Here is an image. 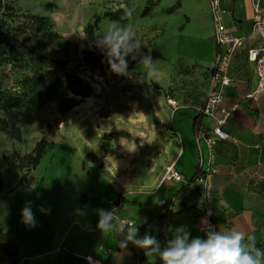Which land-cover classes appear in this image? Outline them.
<instances>
[{"label": "rangeland", "instance_id": "obj_1", "mask_svg": "<svg viewBox=\"0 0 264 264\" xmlns=\"http://www.w3.org/2000/svg\"><path fill=\"white\" fill-rule=\"evenodd\" d=\"M146 1L2 0L0 43L8 39L11 47L6 46V60L0 63L1 90L27 98L45 87L41 75L64 61L65 69L89 81L93 92L89 98L76 96L79 103L67 112L59 111L55 100L17 110L21 141L0 128V198L8 196L4 173L18 170L21 179L14 188L26 184L41 138L46 139L44 154L49 156L47 168L54 183L70 167L72 178L95 185L96 192L106 191L108 198L118 194L122 204L139 182L145 183L155 154L197 135L195 117L211 86L214 55L209 29L195 28L205 24L203 0H157L152 13L142 16ZM172 6L174 10L167 12ZM119 8L131 9V17L124 22L102 17L95 44L113 21L131 24L152 66L129 58L127 75H105L83 60L85 27L94 22L95 14ZM64 25L68 30L61 29ZM94 52L108 64L103 50L94 45ZM141 145L150 153L141 155ZM124 160L129 164H117ZM42 180L39 188H44Z\"/></svg>", "mask_w": 264, "mask_h": 264}, {"label": "crops", "instance_id": "obj_2", "mask_svg": "<svg viewBox=\"0 0 264 264\" xmlns=\"http://www.w3.org/2000/svg\"><path fill=\"white\" fill-rule=\"evenodd\" d=\"M257 1L264 15V0H220L225 26L231 33L245 36V44L235 50L231 61V83L222 87L224 105L232 109L224 124L228 138L208 147L205 140L196 145L195 136L169 146L164 154H155L145 183L139 182L138 189L115 209L117 216L138 222L139 236L149 233L161 247L181 225L188 227L192 237L204 238L202 220L217 223V230L243 231L246 242L250 238L264 247V90L254 98L247 97L257 83L254 63L248 59V49L261 42L252 31ZM201 5L205 24L195 28L209 29L215 54L210 0ZM214 125L212 117L204 116L202 127ZM48 158L43 153L38 165L28 172L24 186L14 188L21 179L20 171L3 174L8 196L0 198V226L18 245L17 264H91L87 256L99 264H161L159 257L130 243L121 248L122 236L103 234L97 228V210H110L109 200L118 194L108 198L106 191L96 192L95 185L72 178L70 167L59 173L54 183ZM171 163L184 178L162 182ZM117 164L125 166L129 161ZM212 168L215 171L211 172ZM41 179L44 188L38 187ZM157 198L160 203H154ZM29 201L37 220L34 228L22 223L21 212ZM40 208L50 211L41 212ZM209 210L213 215H208ZM62 244L64 249H60Z\"/></svg>", "mask_w": 264, "mask_h": 264}, {"label": "clouds", "instance_id": "obj_3", "mask_svg": "<svg viewBox=\"0 0 264 264\" xmlns=\"http://www.w3.org/2000/svg\"><path fill=\"white\" fill-rule=\"evenodd\" d=\"M125 15L131 17L132 10L125 8ZM105 52L109 68L117 75L128 74V59L137 60L146 67L152 66L149 54L141 53L143 42L137 37L131 24L121 25L113 21L107 30L97 38L95 44ZM154 203H160L159 199ZM39 211H50L40 208ZM97 228L103 234L122 236L119 246L128 244L140 248L145 254L159 257L161 264H264V250L256 247V242L247 239L243 231L235 228L221 231L214 228L207 220H202L204 238L192 237L186 225L174 229L172 237L161 247V242L153 235L145 233L139 236L137 221L117 223L115 211L98 209ZM22 223L34 228L36 216L31 202H26L21 212Z\"/></svg>", "mask_w": 264, "mask_h": 264}, {"label": "trees", "instance_id": "obj_4", "mask_svg": "<svg viewBox=\"0 0 264 264\" xmlns=\"http://www.w3.org/2000/svg\"><path fill=\"white\" fill-rule=\"evenodd\" d=\"M157 0H147L146 4L141 11V15H149L155 5H157ZM2 0H0V7H2ZM10 8V6H8ZM174 6L169 7L167 12H172ZM102 17H109L111 19L124 22L129 17L125 15V8H119L116 11H105L102 15L95 14L94 22L88 23L85 27L84 35V47H83V60L92 68H100L102 73L105 75H110L111 70L109 64H103L100 59L95 55L94 45L95 30L98 22ZM6 46L11 47L9 40H5L4 45L0 43V63L6 60L4 53H6ZM64 61L57 62L51 69L45 71L41 76L45 78L46 85L43 89H38L32 95L26 97L20 95H12L7 93L0 88V106L4 111V116H0V128L5 130L11 137L22 140V130L17 124L19 113L17 110L26 106H39L50 100H55L59 111L67 112L73 107H75L79 100L76 96L88 97L93 92V87L89 81L85 80L80 74L73 70H66L64 67ZM37 78V77H35ZM41 79V77H38ZM37 78V80H38ZM35 79H29L33 81ZM62 88L70 91L72 94L66 93ZM204 118V113L201 112L195 117L196 130L199 131L202 128V120ZM46 139L41 138L36 143L35 155L31 157L32 167H36L39 163L45 151ZM25 175L22 177L24 178ZM1 187V180H0ZM256 247L264 250L259 244ZM0 264H17L19 260V250L16 242L8 239L7 235L0 228Z\"/></svg>", "mask_w": 264, "mask_h": 264}, {"label": "built area", "instance_id": "obj_5", "mask_svg": "<svg viewBox=\"0 0 264 264\" xmlns=\"http://www.w3.org/2000/svg\"><path fill=\"white\" fill-rule=\"evenodd\" d=\"M210 5L214 27V38L217 48L212 66L211 86L201 111L204 113V116L212 117L215 120V125L211 129L202 127L198 131L194 140L196 145L199 144L200 140H205L208 147L214 146L218 139H226L229 136L224 130V124L232 113V109L224 105L222 87L231 83L232 78L230 77L229 70L234 52L237 48L245 44L244 35L233 34L225 26L224 9L221 6L220 0H210ZM252 31L261 39L259 45L248 49V59L254 63L257 83L254 89L247 94V97L254 98L258 93L264 90V15L262 14L260 3L258 1L254 3ZM199 164H202L201 157ZM212 171H215V168H212L211 172ZM183 178V173L175 167V163H171L166 167L161 177V181H179ZM109 203L110 210L114 209V211L116 207L121 204L118 197L111 198ZM208 215H213V212L209 210ZM115 216L117 223L133 222V220L119 217L116 214ZM210 224L214 228H218L217 223L210 222ZM64 248L65 245L62 244L60 249ZM86 258L91 264H99V261L92 256H87Z\"/></svg>", "mask_w": 264, "mask_h": 264}, {"label": "water", "instance_id": "obj_6", "mask_svg": "<svg viewBox=\"0 0 264 264\" xmlns=\"http://www.w3.org/2000/svg\"><path fill=\"white\" fill-rule=\"evenodd\" d=\"M61 29L63 30H68L67 25H64ZM150 150L145 148L143 145L140 146V154L141 155H145V154H149Z\"/></svg>", "mask_w": 264, "mask_h": 264}, {"label": "bare ground", "instance_id": "obj_7", "mask_svg": "<svg viewBox=\"0 0 264 264\" xmlns=\"http://www.w3.org/2000/svg\"><path fill=\"white\" fill-rule=\"evenodd\" d=\"M87 98H89V97H87ZM132 153H133V152H131L130 155H132Z\"/></svg>", "mask_w": 264, "mask_h": 264}]
</instances>
